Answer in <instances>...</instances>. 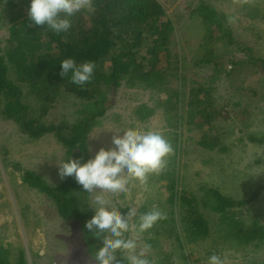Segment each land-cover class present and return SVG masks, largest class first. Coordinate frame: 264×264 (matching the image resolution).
Returning a JSON list of instances; mask_svg holds the SVG:
<instances>
[{"label": "trees", "instance_id": "obj_1", "mask_svg": "<svg viewBox=\"0 0 264 264\" xmlns=\"http://www.w3.org/2000/svg\"><path fill=\"white\" fill-rule=\"evenodd\" d=\"M2 2L0 0V5ZM24 2L29 10L30 0ZM163 4L157 0H92L91 10L73 16L69 31L60 34L44 25H35L29 16H25L10 28L9 46L4 51L0 49V114L7 120H14L30 140L52 134L65 148L66 160L87 161L91 158L89 135L106 119L110 108L108 91L111 88L117 90L123 80L132 86L139 79L142 85L152 88L155 95L161 94L164 87L171 90L165 106H161L164 112L178 125L186 122L199 128L202 134L199 144L204 148L224 150L225 146L212 133L217 113L210 107L213 85L225 78L224 85L233 94H242L246 90L245 72H251L253 67L264 71V55L256 54V46L249 33L244 35L233 30L228 13L200 1L192 9L191 18L202 19L205 36L200 49L203 54L192 58L189 69L200 73L204 66L209 70L210 78L206 84L192 88L186 99L187 94L182 87L186 80L182 65L185 62L182 55L173 50L176 29ZM247 6L245 4L244 8ZM248 12L252 20L260 14L255 7ZM250 31L259 33L254 28ZM162 57L167 61L166 66L172 68L170 71L159 68ZM66 58H73L78 64L94 62L96 67L91 81L78 86L69 78L62 77L60 63ZM147 67L152 69L146 70ZM171 74L181 82L180 88L173 90L166 86ZM250 94L255 96L258 92L253 90ZM68 95L75 101V120L44 121L49 108L55 107L61 98ZM241 96L235 102L237 107L244 105ZM250 107L242 109L250 114ZM145 110L148 115L152 111L146 106ZM198 116L201 117L200 122L196 121ZM247 137L255 143L264 141V136L256 133L247 134ZM16 166L20 168L19 164ZM158 180L168 181L166 187L170 190L173 214V227L168 228L170 234L180 223L184 234L181 237L191 243L207 240L210 246H214L218 240L216 233L218 236L221 233L224 241L228 238L238 248L246 245L264 248V221L261 217L253 215L249 222L240 211L234 210V207L248 204V200H235L210 187L200 188L204 189L202 195H193L185 189L180 191L179 169L172 160L160 172ZM22 182L47 196L62 219L79 222L87 252L94 258L93 249L100 245V241L90 236L84 227L94 215L89 202L91 193L84 192L73 177H65L60 184L53 185L33 170H23ZM263 189L264 184L258 187L253 198ZM210 210L220 214L222 225L216 224L214 230L210 214L206 213ZM155 231L159 233L158 229ZM178 244L182 248L185 243L181 240ZM5 253L7 250L0 247V264H10ZM183 257L186 259L187 255L183 253ZM170 258L171 254L165 253L164 264H174ZM14 264H27L25 255H21Z\"/></svg>", "mask_w": 264, "mask_h": 264}, {"label": "rangeland", "instance_id": "obj_2", "mask_svg": "<svg viewBox=\"0 0 264 264\" xmlns=\"http://www.w3.org/2000/svg\"><path fill=\"white\" fill-rule=\"evenodd\" d=\"M200 1L228 13L233 30L244 35L249 33L256 46V54L264 55V0H165L163 5L167 17L172 19L176 29L173 50L183 57L186 78L182 86L171 74L166 86L173 90L182 86L187 94L186 99L192 88L206 84L210 78L209 70L204 66L200 73L189 69L193 63L192 58L203 54L200 49L205 36L202 19L191 18L192 9ZM245 4L248 5L246 8ZM251 7L260 12L254 20L247 15ZM25 16H28V9L24 0H3L0 5L2 51L9 46L10 28ZM251 28L259 33H251ZM212 43L214 44V40ZM166 65L167 61L162 57L159 68L170 71L172 68ZM148 69L152 68L147 67L146 70ZM245 75L246 90L242 94H233L224 85L225 78L213 85L210 94V107L217 112L213 120L216 123L215 130L212 133L225 146L224 150L204 148L199 144L202 136L199 128L186 122L178 125L172 116L164 112L161 106H165L171 90L164 87L161 94L155 95L152 88L142 85L138 79L136 85L131 86L123 80L117 90L111 88L108 91L110 108L107 107V117L89 135L90 157L101 147H113L114 132L119 133L129 128L159 131L172 146L166 165L170 160L176 162L180 191L185 189L193 195H202L204 189L200 188H216L235 200H248V204L243 207H234V210L243 214L246 221L250 222L253 215L264 221V189L253 198L258 187L264 184V141L255 143L247 137L250 133L264 136V71L260 67H253ZM253 90H257L258 94L252 96L250 92ZM240 95L244 105L237 107L235 102ZM74 102L69 95L61 98L55 107L49 108L44 121L73 122L76 118ZM248 105L251 106L248 108L250 114L242 109ZM145 106L152 109L149 115L148 112L145 113ZM200 120L201 117L198 116L196 121ZM65 156V148L52 134L39 140H30L14 120H7L0 114V247L7 250L4 255L10 264L16 263L23 254L27 264H96L95 259L87 252V243L79 222L62 219L47 196L22 182L25 169L41 174L50 184H60L64 178L59 176L58 164L66 160ZM159 177L160 173L152 174L143 185L138 181L131 182L128 192L119 197L99 191L92 192L89 197L90 205L94 208L95 197L105 195L121 212H126L129 207L136 208L138 215L153 208L160 209L166 219L158 221L144 233L128 234L136 238L140 247L148 246L151 264H164L165 253L171 254L170 262L174 264H209V257L213 254L221 258L222 264H264V248L257 249L252 245L238 248L228 238L224 241L221 233L219 236L216 233L218 240L214 246H210L207 240L188 242L181 237L184 234L180 223L170 234L168 228L173 227L170 190L166 187L168 181L158 180ZM188 195L191 196L189 193ZM206 213L210 214L213 230L217 227L216 224L222 225L218 212L210 210ZM181 240L185 243L182 248L177 246ZM183 253L187 255L186 259Z\"/></svg>", "mask_w": 264, "mask_h": 264}, {"label": "clouds", "instance_id": "obj_3", "mask_svg": "<svg viewBox=\"0 0 264 264\" xmlns=\"http://www.w3.org/2000/svg\"><path fill=\"white\" fill-rule=\"evenodd\" d=\"M91 7L92 0H30L28 16L35 25L60 34L69 31L73 16ZM60 66V75L78 86L91 81L96 67L94 62L78 64L73 58L62 60ZM114 133L113 147H101L87 161L69 158L59 163L60 178L73 177L84 192L99 191L119 197L128 192L131 182L146 184L150 175L164 169L172 146L161 132L129 128ZM94 205V215L84 227L100 241L93 249L96 264H151L148 246L140 247L136 238L128 234L152 229L166 219L165 214L158 208L139 215L134 207L121 212L105 195H97ZM209 264H222V260L213 254Z\"/></svg>", "mask_w": 264, "mask_h": 264}, {"label": "built area", "instance_id": "obj_4", "mask_svg": "<svg viewBox=\"0 0 264 264\" xmlns=\"http://www.w3.org/2000/svg\"><path fill=\"white\" fill-rule=\"evenodd\" d=\"M157 1H160V2H165V0H157Z\"/></svg>", "mask_w": 264, "mask_h": 264}]
</instances>
